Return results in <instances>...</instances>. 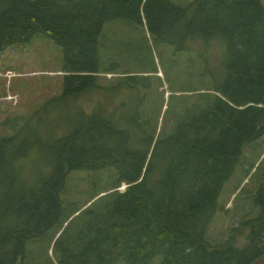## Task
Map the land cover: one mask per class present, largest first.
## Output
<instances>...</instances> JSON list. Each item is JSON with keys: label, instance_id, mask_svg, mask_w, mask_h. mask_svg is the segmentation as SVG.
Wrapping results in <instances>:
<instances>
[{"label": "trees", "instance_id": "trees-1", "mask_svg": "<svg viewBox=\"0 0 264 264\" xmlns=\"http://www.w3.org/2000/svg\"><path fill=\"white\" fill-rule=\"evenodd\" d=\"M115 21L177 52L194 40L226 43L222 82L203 89L198 110L171 134L147 128V121L135 126L121 112L127 102L112 99L119 90L145 105L144 95L130 90L137 77L122 76L118 87L101 83L108 72L99 44ZM35 37L61 48L63 89L0 140V264H251L264 254V183L256 193L240 191L256 217L221 245L206 238L245 147L264 139L261 0H195L186 7L171 0H0V54L29 47ZM100 90L109 94L105 103L94 99ZM49 109L56 111L52 122L41 116ZM36 153L43 164L34 169ZM261 164L252 180L263 177ZM110 169L114 178L101 189V173ZM73 172L91 176L89 203L101 196L85 209L72 210L61 197ZM122 184L127 189L116 191Z\"/></svg>", "mask_w": 264, "mask_h": 264}, {"label": "rangeland", "instance_id": "rangeland-1", "mask_svg": "<svg viewBox=\"0 0 264 264\" xmlns=\"http://www.w3.org/2000/svg\"><path fill=\"white\" fill-rule=\"evenodd\" d=\"M171 1L186 7L195 0ZM261 1L264 4V0ZM225 44L221 37L209 42L194 40L190 42V50L177 52L167 43L153 44L149 33L143 32L142 28H127L122 21L110 22L105 25L99 44L102 71L108 72L102 74L101 83L104 88L114 85L118 87L122 76L128 74L137 77L133 83L135 89L130 90L143 94L146 104L139 105L140 100L133 105L131 102L135 99L131 100L129 92L114 90L111 95L116 104L127 102V107L118 111L121 110L135 126L147 121V128H156L157 133L161 131L168 135L173 132L180 118L202 102L206 95L203 94L205 87L213 88L214 84L222 82L227 52ZM62 65L61 48L42 37H35L29 47L10 48L0 54V140L13 136L47 101L61 94L64 76L61 72ZM198 73L202 75V81L199 80ZM123 85L125 84L121 83ZM101 91L94 99L105 103L109 94L105 91L101 94ZM91 103L87 106L90 107ZM41 116L52 122L56 111L49 109ZM262 161L264 139L261 145L245 147L243 161L225 187L220 202L229 213L225 209L219 212L211 224L206 236L211 246L223 244L232 229L241 225L244 220L258 215L257 209L248 215L253 206L252 201L242 200L240 191L244 189L256 193L264 183V165L258 171L263 174L261 180L251 179ZM42 164L39 154H34V169ZM254 164L250 175L245 177ZM101 175V189H105L113 180L115 170L104 171ZM91 181L93 180L89 174H70L66 190L61 195L67 207L72 210L77 207L85 209L101 197L89 203L92 198ZM127 187L122 184L116 191L124 192ZM245 202L247 205L238 209ZM237 244H244V235L239 237ZM48 246H51L50 243L45 244L44 248ZM34 248L36 247H30ZM47 253L55 261L52 249L49 248Z\"/></svg>", "mask_w": 264, "mask_h": 264}, {"label": "water", "instance_id": "water-1", "mask_svg": "<svg viewBox=\"0 0 264 264\" xmlns=\"http://www.w3.org/2000/svg\"><path fill=\"white\" fill-rule=\"evenodd\" d=\"M251 264H264V254L257 258L255 261H253Z\"/></svg>", "mask_w": 264, "mask_h": 264}]
</instances>
